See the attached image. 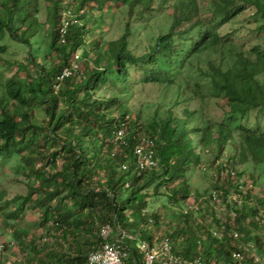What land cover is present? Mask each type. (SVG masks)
Instances as JSON below:
<instances>
[{"label": "trees", "instance_id": "trees-1", "mask_svg": "<svg viewBox=\"0 0 264 264\" xmlns=\"http://www.w3.org/2000/svg\"><path fill=\"white\" fill-rule=\"evenodd\" d=\"M46 2L43 21L39 0H0V170L14 162L25 187L13 197L0 189V223L13 229L18 250L5 255V244L0 264H87L107 224L148 242L169 239L186 260L264 262V236L245 223L261 229L264 206L247 187L264 178V45L246 48L237 31L223 32L248 12L242 30L264 39V0ZM119 11L122 33L108 39L106 15ZM155 19L167 28L142 51L135 40ZM10 47L25 61L11 59ZM65 69L72 74L60 81ZM146 85L158 88L159 102L144 103V117L130 104ZM199 167L216 185L191 204L188 173ZM161 197L166 203L152 211ZM200 199L227 218L213 212L209 222ZM28 215L34 223L20 227ZM126 244L127 264H143L135 243Z\"/></svg>", "mask_w": 264, "mask_h": 264}, {"label": "rangeland", "instance_id": "rangeland-1", "mask_svg": "<svg viewBox=\"0 0 264 264\" xmlns=\"http://www.w3.org/2000/svg\"><path fill=\"white\" fill-rule=\"evenodd\" d=\"M39 2L41 4V10H42V18L41 19H43V21H45V18L47 17L48 3L46 2V0H39ZM247 19H248V12H244L242 15H239L237 18H235L233 21H231L229 24H227L225 26L223 32H228L230 30L231 31H237L236 35L238 37V41L240 43L245 44L246 48H251V46L256 45L258 43H262L264 45V39L259 40V38H257L256 34L251 33V32H245L242 30L244 27L247 26ZM124 20H125V14H124V12L122 13L121 11L117 12L113 18L109 14L106 15V21L110 25V32L107 34L108 39H116L121 35ZM165 23H166V26H165ZM167 25H168V23L164 19L153 20L151 23L150 30L148 29V30H145L144 32H142L141 38H139V40H137V41L135 40V42H137V44H140L142 46L141 47L142 51L146 50L147 47L151 44L150 41L147 42L146 39L150 40L154 34L158 33L159 29H162V27H164V26L167 28ZM10 52L14 53V56L11 59L21 61V62L25 61L24 60L25 59V53L24 52H22L20 50L15 51V49L13 47H10ZM139 52H141V51H139ZM11 74H14V71L6 73V75H9V76ZM136 92H137V94H141V95H139L138 97H137V95L134 96V98L132 99L131 104H130V109H131L132 113H138V111L142 110L144 113V117H145V115H147L146 113L148 112V110H146L145 106L142 108V105L144 103H147V102H153L154 100L157 99L158 94H159L158 88L156 86H149V85H146L144 87L137 86ZM154 102L158 103L159 101H154ZM161 109H163V107H161ZM211 110H213V109L211 108ZM219 114H220V112L218 111L216 113V115L220 116ZM130 117H131V119L136 118L135 115H132ZM262 119H264V118H262ZM143 120L145 122V118ZM254 120H255V117L250 116V121L253 122ZM203 157H204L203 158V164H205L206 166H209L211 164L212 159L214 158L212 153L204 155ZM14 168H15V163L11 162L8 164V166L6 164L5 167L2 170H0V176H2L4 179L3 181L0 180V189H6V191L8 190L10 197L15 196L16 194L25 193L24 184L19 182L21 180H15V178H14V174H13ZM237 168L241 169V167H239V166ZM210 175H211L210 173L206 174L204 171H202L200 167L196 168V169L191 168L189 170V173H188L189 183H190V185L192 187V191L194 193V195L189 200V203L193 204V203H195V201L199 202V198L197 200V197L201 194L208 193L210 190H212L213 185H216V178H213ZM245 176L250 178V176L248 174H245ZM18 177H21V176H18ZM261 182L263 184L255 185V187H252V185L250 183H248L247 187L251 188V190L253 192L252 195H254V197L257 196V197H262L264 199V178ZM229 199L231 201L236 199V196H235L233 191L230 192ZM153 201H156V200H153ZM243 202H244V200L240 197L239 198V205L240 204L242 205ZM165 203H166V198L161 197L159 199L158 203L153 205L151 210L156 211L158 209V206H162ZM263 205H264V203H263ZM199 206L203 209L202 211L204 213H206L207 215H211V216H209V219H208L209 222L212 221V213L213 212H215V215L218 218L223 217V220H225L228 216V212L226 210H224V207H222V208L214 207L213 205H210L206 202H202L201 199H200ZM259 209H260V213H264V206L260 205ZM232 216H235V214L232 213ZM33 223H34V217L31 215H28L24 221H21L18 224L20 225V227L28 228V227L32 226ZM245 223H246V225H249L248 228L250 229V231L252 233H254L252 236H254V237L258 236V235L261 237L264 236L263 231L261 229H258L254 226H251L250 224H247L248 220ZM133 227H136V225L134 224ZM12 230H13L12 228L5 227L4 223H2V222L0 223V242L3 243L4 245L5 244L7 245V251H6L5 255H12V253H15L18 251L16 249L15 245L13 244ZM33 231L37 236L39 234H41L40 229L34 228ZM233 232H235V231H233ZM235 243L237 246L241 247L242 249H245V248L251 249L252 248V246H250V244L244 243L241 239ZM249 254L252 256H256V252L254 250H251V252H249Z\"/></svg>", "mask_w": 264, "mask_h": 264}, {"label": "built area", "instance_id": "built-area-1", "mask_svg": "<svg viewBox=\"0 0 264 264\" xmlns=\"http://www.w3.org/2000/svg\"><path fill=\"white\" fill-rule=\"evenodd\" d=\"M63 20L65 21L63 29H66L68 21L66 18ZM76 60H78L77 55L72 65V68L75 70L78 69ZM71 74L70 69H65L58 79L61 81ZM121 136L122 132L119 133V137ZM212 196L214 200L217 198L215 192ZM256 221L264 232V213H259ZM100 238L103 242L98 250L89 254L87 264H127L132 254L131 249L126 244L127 241L135 243L136 248L142 256L143 264H203L200 259L186 260L177 255L169 239L155 237L152 242L140 240L135 234L120 228H115L111 224L102 227ZM3 249L4 244L0 242V257ZM233 258L239 263L244 260L243 255L238 251L233 253ZM259 264H264V262L260 261Z\"/></svg>", "mask_w": 264, "mask_h": 264}, {"label": "clouds", "instance_id": "clouds-1", "mask_svg": "<svg viewBox=\"0 0 264 264\" xmlns=\"http://www.w3.org/2000/svg\"><path fill=\"white\" fill-rule=\"evenodd\" d=\"M150 142L152 143V140Z\"/></svg>", "mask_w": 264, "mask_h": 264}]
</instances>
